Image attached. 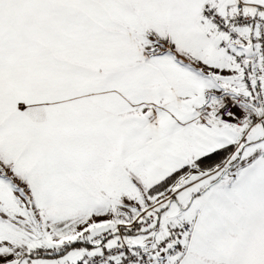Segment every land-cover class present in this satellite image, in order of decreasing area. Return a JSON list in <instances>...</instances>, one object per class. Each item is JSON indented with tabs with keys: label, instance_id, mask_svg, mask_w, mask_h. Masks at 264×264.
Here are the masks:
<instances>
[{
	"label": "snow or ice",
	"instance_id": "1",
	"mask_svg": "<svg viewBox=\"0 0 264 264\" xmlns=\"http://www.w3.org/2000/svg\"><path fill=\"white\" fill-rule=\"evenodd\" d=\"M0 264H264V0H0Z\"/></svg>",
	"mask_w": 264,
	"mask_h": 264
}]
</instances>
